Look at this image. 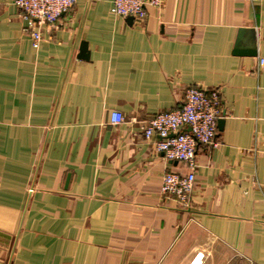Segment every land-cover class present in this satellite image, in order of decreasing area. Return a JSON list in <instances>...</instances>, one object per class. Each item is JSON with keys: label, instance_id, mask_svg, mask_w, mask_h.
I'll use <instances>...</instances> for the list:
<instances>
[{"label": "crops", "instance_id": "1", "mask_svg": "<svg viewBox=\"0 0 264 264\" xmlns=\"http://www.w3.org/2000/svg\"><path fill=\"white\" fill-rule=\"evenodd\" d=\"M112 3L76 0L34 48L0 0V264H264V0H162L133 22ZM191 85L219 89L224 126L185 207L161 185L189 163L144 128Z\"/></svg>", "mask_w": 264, "mask_h": 264}, {"label": "built area", "instance_id": "2", "mask_svg": "<svg viewBox=\"0 0 264 264\" xmlns=\"http://www.w3.org/2000/svg\"><path fill=\"white\" fill-rule=\"evenodd\" d=\"M162 0H113L111 12L119 17L144 20L149 7H158ZM76 0H15L28 28L34 48L44 40L43 28L54 27L63 14L69 12ZM264 64V59H261ZM223 103L218 88L207 90L191 85L185 92L182 105L176 109L160 112L152 117L144 128L147 139L158 135L155 149L172 161H185L191 170L180 173L169 170L163 175L161 192L175 197L185 207L190 206L196 181L195 156L199 145L216 142L218 120L221 118ZM125 120L123 113L114 110L111 123L118 125Z\"/></svg>", "mask_w": 264, "mask_h": 264}, {"label": "water", "instance_id": "3", "mask_svg": "<svg viewBox=\"0 0 264 264\" xmlns=\"http://www.w3.org/2000/svg\"><path fill=\"white\" fill-rule=\"evenodd\" d=\"M128 19L133 22L134 21V18L132 16L128 17ZM81 58H84V59H88L89 58V51H88V46H87V42L84 41L82 43V46H81ZM223 126H224V118H219L218 120V128L220 130L223 129ZM178 161L175 160V163H177Z\"/></svg>", "mask_w": 264, "mask_h": 264}]
</instances>
